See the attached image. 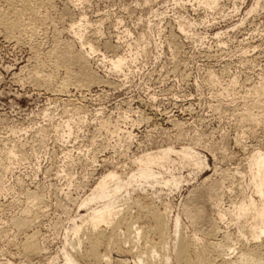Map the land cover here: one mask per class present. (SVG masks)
Returning a JSON list of instances; mask_svg holds the SVG:
<instances>
[{
    "label": "rangeland",
    "instance_id": "rangeland-1",
    "mask_svg": "<svg viewBox=\"0 0 264 264\" xmlns=\"http://www.w3.org/2000/svg\"><path fill=\"white\" fill-rule=\"evenodd\" d=\"M45 6L36 40L0 30V264L76 261L105 204L100 252L134 264L109 238L136 201L169 219L170 264L181 232L227 234L230 257L264 243V0ZM69 45L98 80L68 73Z\"/></svg>",
    "mask_w": 264,
    "mask_h": 264
},
{
    "label": "bare ground",
    "instance_id": "bare-ground-1",
    "mask_svg": "<svg viewBox=\"0 0 264 264\" xmlns=\"http://www.w3.org/2000/svg\"><path fill=\"white\" fill-rule=\"evenodd\" d=\"M49 2L51 0H0V30L8 35H14L13 37L17 40L21 39L19 35L23 36L27 33H29L28 39L36 40L38 27L35 23L45 20V4ZM26 15L28 17L25 19ZM26 21L31 25L29 29ZM70 45L69 52L74 56L59 58L65 63L68 73L72 74L71 63H79L81 65L79 75L83 80L87 82L98 80V77L92 75L87 69L86 62L89 61L91 53L83 50L72 52ZM91 50H94L93 45H91ZM59 55L60 50H56L55 56L59 57ZM251 204L254 205V201ZM135 208L137 210L135 215L127 209L122 220L116 222L114 238H109V244H116L120 250L130 252L135 258L134 264H170L172 255L169 251L168 240L169 219L158 209L146 208L138 201H136ZM92 211L94 213L91 220L83 228L78 226L75 229L78 259L72 261L67 258L66 264H111L110 259L100 252V248L107 240V229L114 224L117 213L111 209L110 204H105L100 208L95 207ZM178 225L177 218L175 220L176 229ZM179 231L180 229L177 233ZM256 232H254L255 237H264V219L261 221L259 232ZM218 233L216 227L212 229V235ZM28 240V247L32 248L35 245L33 237ZM127 244H129L128 247ZM175 247V264H264V243L252 248L247 246L246 250H240L235 256L230 257L232 250L227 234H223V239L219 241L210 237L208 241L202 243L185 232H181ZM126 260L120 259L118 263L126 264Z\"/></svg>",
    "mask_w": 264,
    "mask_h": 264
}]
</instances>
